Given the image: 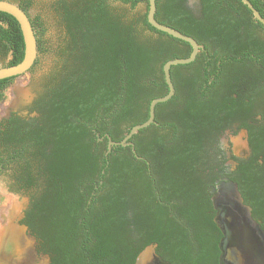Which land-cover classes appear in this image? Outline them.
<instances>
[{
	"label": "trees",
	"instance_id": "trees-1",
	"mask_svg": "<svg viewBox=\"0 0 264 264\" xmlns=\"http://www.w3.org/2000/svg\"><path fill=\"white\" fill-rule=\"evenodd\" d=\"M9 1L27 14L32 6ZM111 1L60 0L72 38L69 71L57 73L36 104L38 117L24 122L12 115L0 123L4 168L16 163L19 186L38 190L24 223L51 264H136L153 244L172 264H219L223 234L209 193L214 152L207 149L233 126L246 98L257 100L245 91L264 87V26L241 0H199V13L188 0H157V21L204 49L193 63L172 67V80L178 71L190 74L173 80L176 93L157 105L156 123L131 139L137 153L114 146L108 154L109 137L123 141L149 119L152 101L168 94L165 64L192 53L189 43L149 24L148 0H113L132 9L145 3L136 19L118 14ZM249 1L264 17V0ZM145 29L162 39L146 37ZM0 54L11 55L6 66L25 56L21 26L3 12ZM238 56L256 65L240 68ZM15 79L0 81V102ZM252 137L254 152L235 180L264 229V130Z\"/></svg>",
	"mask_w": 264,
	"mask_h": 264
},
{
	"label": "water",
	"instance_id": "water-1",
	"mask_svg": "<svg viewBox=\"0 0 264 264\" xmlns=\"http://www.w3.org/2000/svg\"><path fill=\"white\" fill-rule=\"evenodd\" d=\"M148 22L156 30L166 33L176 39L187 42L192 47L190 57L183 59H174L167 62L164 66L165 79L168 84L169 92L166 96L157 98L150 105L149 119L140 125L131 129L121 142H114L109 137L108 154L114 146H131L136 152L134 143L131 139L141 130L155 124L156 107L158 104L168 102L175 95V86L171 77L173 66L188 65L193 63L204 45L199 44L194 38L159 23L156 19L157 0H148ZM253 13L255 20L264 26V17L254 7L249 0H241ZM0 12L13 16L20 24L25 41V56L22 62L12 66L0 67V81L17 78L29 73L39 57V47L36 31L29 15L17 4L9 0H0ZM35 115V114H34ZM219 195L214 198L213 204L216 210L215 223L223 234L219 244L221 251L219 264H264V229L260 221L256 220L252 214V208L244 201L242 193L237 183L231 181L220 187ZM214 192V190H213ZM2 191L0 187V209H1ZM23 215L19 218V221ZM16 227L20 233L25 236L28 231L27 226L19 224ZM12 234H8L9 238ZM36 244L35 238H28L27 245L34 250ZM14 260L9 264H17L20 260L22 248L15 243ZM31 251V250H30ZM33 252V251H32ZM136 264H172L157 253V245L153 244L146 247L138 256Z\"/></svg>",
	"mask_w": 264,
	"mask_h": 264
},
{
	"label": "rangeland",
	"instance_id": "rangeland-1",
	"mask_svg": "<svg viewBox=\"0 0 264 264\" xmlns=\"http://www.w3.org/2000/svg\"><path fill=\"white\" fill-rule=\"evenodd\" d=\"M32 6L29 15L35 24L38 32L41 51L37 65L29 73L17 77L10 88L3 93L0 102V121L5 118L10 110H17L24 115L29 112L25 101H31L38 94L45 90L46 84L52 76L57 74L60 68L62 57L61 51L63 44L66 43L67 31L63 24L58 4L60 0H30ZM71 1V0H67ZM199 0H190L189 5L198 4ZM114 10L127 19H136L146 12V4L140 3L135 9L130 5L121 2L111 1ZM146 37L156 38L157 35L146 30ZM11 60V55L0 54V67L6 66ZM21 99V101H19ZM19 103L17 104V102ZM241 136V135H240ZM225 144L224 138L220 139ZM237 149V148H235ZM238 156H244V152H235ZM19 165L9 164L0 172V187L2 191L0 209V245L2 237L4 242L10 234L17 229L16 225L20 222L19 218L24 215L30 207L31 198L37 192L35 188L23 189L18 186L16 174ZM6 233L9 234L6 235ZM5 244V243H4ZM3 244V245H4ZM3 246L0 249V264H9V258L3 256ZM36 260V258H35ZM32 260L34 264L36 261ZM47 260L41 258V264Z\"/></svg>",
	"mask_w": 264,
	"mask_h": 264
},
{
	"label": "flooded vegetation",
	"instance_id": "flooded-vegetation-1",
	"mask_svg": "<svg viewBox=\"0 0 264 264\" xmlns=\"http://www.w3.org/2000/svg\"><path fill=\"white\" fill-rule=\"evenodd\" d=\"M76 1L77 0H71V1L65 0V3L68 5H73ZM189 2H190V0H188V5H189ZM189 8L192 9L195 13H199L201 10V6L199 5V1H198V4L189 5ZM64 9L65 8H63V6H62V10L60 12V15L62 17L63 24L66 27V23L64 21V17H65ZM28 15H29V11H28ZM29 17H30V15H29ZM30 19H31V17H30ZM31 21H32V19H31ZM32 23H33V21H32ZM34 28H35V24H34ZM146 30H148V29H145V31ZM35 31H36V35H37V39H38V47H39V55H40L41 45H40V40H39V36H38V32H37L36 28H35ZM66 31H67V37L65 39L66 43L63 44L64 46H62V51H61L62 61H61L60 68L58 69V72H57V73H59L60 77L66 75L67 72L69 71V69L67 67V60H66L67 59V57H66L67 53H66V51H67L68 47L70 46V44L72 43V38L68 33L67 27H66ZM148 31L152 32L150 30H148ZM152 33H154V32H152ZM154 34H156V33H154ZM156 35H157V37L153 38V39H157V40L162 39V37L159 34H156ZM252 57L254 58L256 56L253 55ZM253 58L248 59L247 57L244 58L243 56H238L237 64L240 68H243V69L247 68V69L252 70L253 67L256 65V63H254ZM11 59H12V57H11ZM38 59H39V57H38ZM38 59L36 61V64L34 65V67L37 65ZM65 63H66V65H65ZM34 67H33V69H34ZM263 67H264L263 65H259V69H264ZM247 69H245V70H247ZM188 74H190L189 70H182V71H178V72L174 73V76H175V78L186 77ZM56 75L57 74H55V76ZM55 76H52L50 78L49 83L46 84L45 90L42 93L38 94L31 101H29V100L25 101L26 106H27V110L29 112L27 115H24L21 112L15 110V109L14 110L12 109V110H10L8 115L0 121V123L6 119H10L12 117V115H16V117L21 118V120L24 122H30L34 118L38 117L39 113L35 109V106L42 99V97H44V95L48 91L49 92L52 91L53 86L56 84L55 81H53ZM171 77H172V75H171ZM175 78L173 79L174 81H176ZM11 85L8 88H10ZM256 88H260V89H256ZM237 91L241 92V88H239ZM245 92L257 93L255 95V97H253V98H256L257 100L254 103H251L250 99L246 98L244 96V94L241 93L246 98L245 101H247V105H242V107H239L240 110L236 111L235 118L233 120H230V122L233 124V126L231 128L226 129V130H223V132L218 135L217 141L214 144V148H212V149L208 148L207 149V152H214V154H213V157H214L213 165L216 168V170H215L216 174L214 177L213 184L209 185V193L211 194L212 202H213L214 198H216L219 195V193L221 191L220 187L222 185H225L227 182H231V181L236 183L235 179L237 178L238 170L241 166V163L249 161L252 157V152H254L253 144H252V142H253L252 136H254V134H256V131H257V134H259V131H261L262 129L264 130V118H263V115H264V87L263 86H261V87H259V86H256V87L253 86L252 87L251 86L250 88H248V91H245ZM175 93H176V89H175ZM258 95H260V96H258ZM235 97L239 98L240 96L236 93ZM19 101H21V99ZM19 101L17 102V104L19 103ZM243 125H247V127L243 126ZM222 137L224 138V140H226L225 144H222L223 142L220 141V139ZM101 140L103 141L104 138H102ZM235 148H237V149H235ZM237 151L238 152H244V154H243L244 156L236 155L235 152H237ZM137 157L141 160L144 159L143 157H140L138 155H137ZM1 158H3L2 150H0V172L5 167L1 162ZM18 186H19V184H18ZM213 190H214V192H213ZM36 191H38V190L36 189ZM32 200H33V197L31 198L30 204H32ZM29 209H30V207H29ZM27 211H25L23 218L18 223L21 226H27L28 231L26 232V235L23 236L20 233V230L17 228V229H14L15 232L12 233L11 237L7 238L5 242H4V237H2L0 249L3 246V252H2L3 256L9 258L10 263L13 262L14 256H15L14 249L16 248L15 243H17L22 248L21 253H20L21 258L19 259L20 261L17 264H33L32 260L34 261L35 258H36V260H35L36 262L34 264H41V258H44L47 260V262L44 264H51L50 254L43 250V248L40 245V242L38 241V239L35 236V234L33 233V231L30 229V227L28 225H26L24 223V220L27 217ZM6 235H8V233H6ZM30 237L31 238L33 237L36 239V244L34 245V250L29 248L27 245V239Z\"/></svg>",
	"mask_w": 264,
	"mask_h": 264
}]
</instances>
